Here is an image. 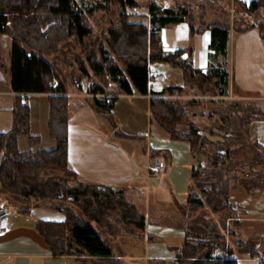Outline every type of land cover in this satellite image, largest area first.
I'll return each instance as SVG.
<instances>
[{"label":"trees","instance_id":"obj_1","mask_svg":"<svg viewBox=\"0 0 264 264\" xmlns=\"http://www.w3.org/2000/svg\"><path fill=\"white\" fill-rule=\"evenodd\" d=\"M118 4L126 14L129 8L137 5V1L118 0ZM147 7L150 15L149 27L141 22L129 20L116 26V30H111L110 36L115 43H118V47L115 46L116 44L111 45V52H115L119 60L117 61L113 54L104 51L101 60L90 61L89 68H82L80 77L75 80L78 83L82 77H86L90 81L88 91L91 97L86 98L103 112L111 107V103L105 100L99 101L96 95L107 93L108 84L106 83L108 82H116L119 92L131 93L132 86L140 93L148 92L150 62L164 61L180 66L188 70L190 74L201 73L199 69L192 68L182 59L181 55L184 51L182 48L165 52L160 41V28L186 20V13L171 7L161 8L155 0L150 1ZM262 9H264V0H250L247 10L250 12L258 10L263 16L258 21L237 29L257 27L264 40V10ZM85 17V11L75 8L73 0H0V33H6L11 38L8 51L9 62L6 64L1 58L0 64L9 75L10 87L15 93L12 125L8 130L0 131V198H2L1 195L9 194L18 204H22L26 200L41 199L43 202L60 196L69 197L81 210L83 216L89 219L101 222L110 212L118 210L122 222L132 224L134 230L142 232L144 215L137 211L133 203L124 199L122 190L104 184L82 182L67 166V88L59 80L56 68L48 58V54L54 51L53 44L59 40L58 33L72 34L78 41L90 35L91 29L86 24ZM47 21L51 23L47 25L48 27H44ZM206 26L211 33V43L216 42L221 52L225 53L227 25L208 23ZM189 28L192 32L191 22H189ZM219 70H207L205 74H209L214 79L213 84L218 88L219 95H223L224 86L227 84V74L225 70ZM102 76L103 80H101ZM179 90L181 87L169 85L160 91H152L151 118L171 138L186 139L196 153L205 155L192 165L190 170L188 210L196 209L204 204L213 211L225 208L228 205L226 198L234 185L261 186L262 180L254 183L252 179H244L249 177L237 175L224 177L228 173L222 162L232 150L225 147L223 142L207 139L200 132V126L184 115L187 112L184 104L176 99L164 97L166 93ZM30 92L50 93L47 128L49 135L56 141L51 149L22 150L17 145V136L27 133L29 129V108L25 99L26 94ZM195 101L192 99V103ZM234 102L233 106L242 104L248 111L247 114L241 113L240 117L245 119L244 129L241 131L250 141L248 122L264 112L253 104L241 103L238 100ZM231 107L226 105V108ZM227 116L221 117L226 120ZM181 123L187 127L178 128V124ZM29 137L31 143L38 140L36 136L29 135ZM245 144L264 151V147L255 141L251 140L250 143ZM57 169L64 171V174L47 175L49 171ZM195 186L204 197L197 193ZM50 203L43 202L41 205L62 210L65 214L64 220H38L36 228L53 254H74L78 258V264H133L116 257L97 229L89 221L75 214L69 206L63 207L60 204ZM23 209L26 210L27 205ZM184 230L185 240L175 249L177 257L170 261L154 260L153 264H236L234 257H224L221 253L220 245L224 241V233H221L222 229L217 223L197 215L186 223ZM222 248L225 253H233L231 248ZM215 249H218L220 253L217 256L213 255ZM243 251L253 252L250 255L259 258L258 264H264V254H261L257 248L245 247Z\"/></svg>","mask_w":264,"mask_h":264},{"label":"crops","instance_id":"obj_2","mask_svg":"<svg viewBox=\"0 0 264 264\" xmlns=\"http://www.w3.org/2000/svg\"><path fill=\"white\" fill-rule=\"evenodd\" d=\"M155 1L161 8L176 7L169 0ZM133 21L142 22L149 27V12L144 19ZM189 22L183 20L160 28L159 37L163 50L169 52L182 48V59L201 72L225 70L227 84L224 86L223 96L253 104L264 112V40L258 28L249 26L238 30L227 26L223 53L216 42L211 43V33L205 24L199 27L200 22L197 21L190 32ZM10 46L11 38L6 33H0V60L2 58L6 64L9 62ZM156 64H159L163 74L158 72L156 76H149L147 93H140L132 86L131 93L116 90V93L97 94L98 100L111 103V107L105 112L87 101L86 97L90 96L85 79L81 84L83 90H73L67 94L68 168L82 182L123 189L132 203L142 206L140 212L144 215L145 222L142 232L138 234L140 238H135L130 230L125 229L111 237L110 241L103 238L116 257L133 264H153L154 260L170 261L177 257L175 249L185 240L184 227L186 217L189 216L186 209L190 170L200 160L188 140L171 138L151 118L152 91H160L169 85L182 89L188 75L182 67L164 61L150 62L149 72L158 71L153 67ZM158 76L162 79L155 82L154 79ZM49 94H26L29 129L27 133L17 136L19 149H51L55 146L56 141L49 135L47 128ZM14 95L10 77L0 64V131L8 130L12 125ZM211 103L214 105L210 101H195L192 105H201L198 113L201 112L200 116L204 117V108ZM135 108L139 116L125 122L123 114L132 117ZM105 117L109 123L103 119ZM248 134L250 140L264 147V113L248 122ZM29 135L36 136L37 142L31 143ZM154 158L163 159L159 182L152 183L158 187L151 186L150 182L152 177H157L149 173L150 163ZM184 183H187L186 189H183ZM161 191H165V195ZM1 203L7 204L8 216L4 220V231L0 233V264L79 263L74 254H53L36 228L38 220H64L62 210L40 204L29 205L24 210V206L6 198H0ZM234 258L236 264L259 262L257 256L248 255L247 252L237 254Z\"/></svg>","mask_w":264,"mask_h":264},{"label":"rangeland","instance_id":"obj_3","mask_svg":"<svg viewBox=\"0 0 264 264\" xmlns=\"http://www.w3.org/2000/svg\"><path fill=\"white\" fill-rule=\"evenodd\" d=\"M136 1L137 5L129 8L125 14V11L123 12L118 4V0H73L75 8L85 11V21L91 29V34L86 36L82 41H78L72 34L58 33L59 40H56L57 43L53 44L54 51L48 54V58L56 68L59 80H61L67 88V94L73 90L80 91L84 79L87 80L88 86L90 85V81L86 79V77H82L78 83H76L75 80L80 77V70H82V68H89L90 61L95 59L100 61L102 58L101 55L104 54V51L108 54H113L115 59H117V61L119 60L117 54L111 52V45L116 44L115 46L118 47V43L114 42L115 40L110 36V32L111 30H116V26L125 21L142 20L147 16L149 12L147 5L152 0ZM158 1L162 2V0ZM169 1H171L172 5L176 6V10L184 11V13H186L187 21H191L192 24H196L197 21L200 22L198 24L199 27H203L204 24L206 25L208 23L225 24L234 28L245 27L250 25L253 21H258V19H261L263 16L258 10L255 12L247 10V5L250 0ZM49 23L51 22L47 21L44 27H48L47 25H49ZM153 67H156L158 72L163 74L159 64H156ZM90 73L93 74L92 71H90ZM184 73H188V75H186V80L181 91H174L172 95L164 94V97L176 99L184 104L187 110L184 115L193 123L199 124L203 127L201 133H203L207 139L223 142L225 147L232 150L229 156L222 162V165L227 168L226 170L228 173L227 175L225 174L224 177L230 175L249 177L244 179H252L251 181L254 183L262 180L261 186L253 187L246 185L243 186L241 184L234 185L226 198L228 205L225 208L213 211L204 204L201 207L189 211L187 207L186 210L189 211V216L186 217V223L196 218L197 215L204 216L205 220L217 223L221 227V233H224V241L221 242L222 244L220 245L222 250V247H226V249L231 248L233 249V255L236 256L237 254L243 253L245 247H253L257 248L261 254H264V151L258 147H252L250 144H248V146L245 144L247 142L250 143L251 140L249 141L246 135L244 137V134L241 131L244 129L245 119L240 116L241 113L245 112V114H247L248 111L244 109L245 107L242 104H238L237 107L233 106L235 98H226L223 95H219L218 88L213 84L214 79H212L209 74H205L207 71L201 72L200 74H190V72L186 70ZM161 79L162 77L158 76L154 80L157 82L161 81ZM101 80H103V76ZM54 83H56V81H54ZM106 84H108L107 92H117L116 90L118 86L116 82L113 83L111 81ZM88 96L91 97L90 92H88ZM192 99L199 102L210 101L213 102L214 105L211 103L210 106L205 107L204 114L206 115L201 117V112L198 113L201 105H192ZM240 102L242 103V101ZM226 105H231L232 107L226 108ZM134 111L135 113L132 117L123 114L122 117L125 122L128 120L130 122L131 119H136L137 115L139 116V112L136 108ZM212 112L214 113L211 115ZM209 115H211L210 118ZM223 115H228V119H223L221 117ZM103 119L109 123L106 117ZM177 127L185 129L187 126L181 123L178 124ZM184 157L187 159L186 155H184ZM198 157L202 159L205 155L199 152ZM209 159L207 160L208 167L210 165ZM158 160L163 165V159L158 158ZM230 163H232V165ZM226 170L224 171L226 172ZM62 174H64V171H61L60 169L49 171L47 173V175ZM151 179H153L150 181L151 186L158 187L152 183L159 182V174L156 178L152 177ZM70 183L73 184V182ZM186 187L187 183H184L183 189H186ZM194 189L204 197L196 186ZM117 190H122L124 199L129 203H132V200L123 189ZM162 193L165 195V191ZM1 196L2 198L6 197L7 200L18 204V202L9 194ZM43 202L60 204L63 207L69 206L75 214L94 225L99 232V235L106 241H110L112 239L111 237L120 233L122 229H125V231L130 230V234L135 238H139L138 234H140V232L134 230L132 224L122 222L118 210L110 212L101 222H96L85 215L83 216L81 210L69 197L65 198L64 196H60L51 201ZM43 202L41 199L36 201L26 200V202L19 205L25 207L26 205H41ZM134 205L139 212L140 207L142 208V206H139L136 202ZM223 224L224 226H222ZM137 235L138 237H136ZM222 250L221 253L224 257L233 256ZM252 253L253 252H247L248 255Z\"/></svg>","mask_w":264,"mask_h":264},{"label":"built area","instance_id":"obj_4","mask_svg":"<svg viewBox=\"0 0 264 264\" xmlns=\"http://www.w3.org/2000/svg\"><path fill=\"white\" fill-rule=\"evenodd\" d=\"M158 74L157 70H152L151 73L149 72V76H156ZM162 169V163L158 159H153V161L150 163L149 167V173L152 176H158L159 172ZM8 216V206L6 203H1L0 204V233L4 231V220ZM219 250L215 249L213 251V255L217 256L219 255Z\"/></svg>","mask_w":264,"mask_h":264}]
</instances>
